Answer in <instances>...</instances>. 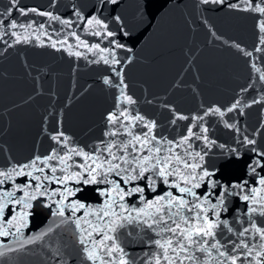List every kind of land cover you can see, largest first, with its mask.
Masks as SVG:
<instances>
[{"label":"water","instance_id":"95a60500","mask_svg":"<svg viewBox=\"0 0 264 264\" xmlns=\"http://www.w3.org/2000/svg\"><path fill=\"white\" fill-rule=\"evenodd\" d=\"M227 2L239 3V0ZM15 4L13 8V0H0V170L27 163L37 155L43 158L55 148L60 156L72 155L66 172L58 160L49 162L57 168V178L81 171L78 166L85 163L84 157L70 153V149L108 157L109 154L99 148L102 141L123 143L131 139L119 123L110 125L107 120L109 113L118 115L126 109L130 116L139 114L146 121H155L156 127L149 135L155 136L156 141H164L159 145L153 142V146L163 149L160 155H169L170 145L166 141L178 143L187 135L189 127L198 136L203 135L200 130L206 127L208 139L215 144L208 146L202 139L192 137L190 148L184 144L173 148L172 154L192 162L187 153L207 152L204 167L216 173L213 179L221 186L245 181L247 184L244 189H229L225 210L219 212L218 220L211 208L207 213L200 208L191 211L185 208L179 210V215H172L178 211L172 207L151 218L141 216L129 224L124 217L129 212L135 217L136 212L131 210L144 208L145 204L139 194L120 201L112 182H119L126 191L146 182L138 180L125 186L115 173L108 174L106 179L98 177L105 182L97 184L69 180L67 187L75 194L63 201L64 214L59 216L53 212L61 197L58 192L51 193L63 191L64 186L55 180L44 181L48 194L21 205L13 203L0 216V231L9 233L0 236V264H100L99 259L89 260L84 251L85 247L91 250L93 242L104 264H119L122 255L129 264H156L157 255L163 256L164 252L155 242L159 240L163 244L170 239L179 252L177 264L180 260L183 264H232L231 257H237L236 264H264V236L256 230L264 229V199H261L264 191L251 193V189L262 187L258 181L264 176V170L257 167L252 173L248 168L256 158L250 149L264 151V80L260 79L264 73V44L261 43L264 32L260 31L264 14L243 10L244 4L233 9L227 7V3L204 5L200 0H118L115 5L103 0H15ZM32 8L37 12L21 15L22 9ZM77 11L80 16L76 15ZM40 12H50L59 19L39 15ZM94 15L108 25L106 30L87 24ZM117 15L120 22L114 19ZM13 20L17 22L15 29L9 27ZM65 20L71 23H63ZM107 31L115 35L108 37ZM13 32L16 35H12ZM97 32L100 35H96ZM113 41L125 47L115 48ZM96 44L99 48L88 50ZM258 48L261 50L257 51ZM104 58L117 59L120 63H105ZM121 77L126 88L120 84ZM105 78L111 83L105 84ZM122 91L135 103L123 102ZM118 98L122 101L119 107ZM254 100L257 103H252ZM236 101L240 102L237 109L227 112ZM214 107L225 115H204ZM177 113L188 119H178ZM194 117H203V120H194ZM121 120L124 125L131 123ZM173 120L176 122L172 123ZM226 124L235 127L229 128ZM129 130L140 136L148 132L141 121L135 122ZM61 131L69 137L66 145L51 139ZM111 131H118L119 135L105 136ZM245 137L255 139L256 144H246ZM135 147L139 149L140 145L135 144ZM147 154L146 150L131 152L132 156ZM34 174L53 175L51 167H45L43 174ZM29 179L15 177L0 187L14 192V199H20L24 192L16 191V185H23ZM169 179L177 181L179 177ZM98 190L107 191L108 195H100ZM27 191L35 194L32 189ZM167 191L181 195L158 177L155 191L146 187L144 196L154 201ZM195 191L203 198L208 189L202 185ZM246 194L254 197L255 203L252 199L242 200L241 196ZM113 199L116 203H112ZM185 199L194 200L190 195ZM73 202L90 207L74 210ZM209 202L216 203V200L209 197ZM27 203L32 207L28 208ZM253 207L256 212L249 211ZM21 211L27 213L24 227H20ZM105 211L114 215L106 216ZM198 212L201 217L207 215L217 223L214 236L196 237L197 243L188 245L181 236L164 230L177 223L181 228L187 227L185 218L192 225L199 223L206 227L197 220ZM160 215L163 221L154 223ZM14 216L17 219L9 226L6 222ZM78 218H82L80 228L76 224ZM80 229L87 230L83 233L87 237L85 244L80 243ZM89 232L91 236H87ZM105 233L113 237L107 245H119L122 254L117 251L108 256L99 250L98 242ZM176 241H182L187 252H180ZM212 244L218 247L212 248ZM258 252L262 255L257 256ZM167 255L176 259L171 249ZM187 256L193 259H186ZM160 264L167 262L161 259Z\"/></svg>","mask_w":264,"mask_h":264},{"label":"snow or ice","instance_id":"6c2138e0","mask_svg":"<svg viewBox=\"0 0 264 264\" xmlns=\"http://www.w3.org/2000/svg\"><path fill=\"white\" fill-rule=\"evenodd\" d=\"M103 2L110 3L112 5H115L118 3V0H103ZM201 4L208 5V4H214V5H220L224 6L227 3V7L229 8H238L241 4H244L245 7L243 10H252L259 12L261 14H264V0H258V2L254 3V0H239V3H229L227 0H200ZM254 5V6H253ZM16 6L15 0H13V8ZM9 13L12 11V8H10ZM28 12H37V9L32 8L28 9L27 11L21 10V15H27ZM39 15H46L51 17L53 20L59 19V17L52 15L50 12H40ZM77 16H80V13L77 11ZM83 19V17H81ZM114 19L117 22L121 21L120 16L114 17ZM65 24H70V20L62 21ZM87 24L89 26L97 25L105 30L107 29L108 25L104 24L103 21H101L97 16H93L92 18L87 20ZM12 29H15L17 27V22L13 20L12 24L9 26ZM20 27H24V25H20ZM30 27V25H29ZM260 31L264 32V22H261L260 24ZM12 35H16V33H12ZM96 35H100L99 32L96 33ZM106 35L108 37H113L115 33L111 31H107ZM124 35H128L127 32H124ZM26 39V38H25ZM79 39V37H77ZM16 42H19V39H17ZM115 44V48H124L125 45L113 41ZM261 43L264 44V39L261 40ZM53 47L56 45L53 44ZM87 47V45H85ZM236 47L239 48V45H236ZM93 48H99V45H92L89 47V51H92ZM261 49H257V51H260ZM101 51H104L101 49ZM79 55V53H76ZM246 55L251 56V53H245ZM114 55V50H113ZM105 63H112V64H119L120 61L117 59H112L109 61L107 58H104ZM115 71V69H113ZM257 71H260L257 69ZM260 79L264 80V73L261 74ZM105 84H110L111 80L108 78H105L104 80ZM120 84L123 88H126L127 85L124 84L123 78L121 77ZM120 98H122L123 102H127L128 104H134L135 101L131 96H128L125 94V92L120 93ZM118 98V107L120 106V103L122 102L121 99ZM239 101H236L226 109L227 112H232L234 109H237L239 105ZM252 103H257V101H252ZM210 113H217L221 117L225 115L224 111H221L220 108L214 107L209 108L207 112L204 113L205 116H207ZM121 118H123L124 121H131L130 124L124 125ZM178 119H188V117L181 116L177 113ZM194 120H203V117H194ZM107 120L110 125H116L120 124L121 127L124 128V131L127 132L129 136H131V139L127 142L123 143H117V142H109L105 144L103 141L101 142V145L99 148H103L104 152H107L109 155L108 157L102 158V154L98 155H89L88 153L83 152V150L77 151L75 148L70 149V153H75L78 155H82L84 157L85 163L82 165H79L78 167L81 169V171H77L72 173V175H67L63 178H57L55 176V173L57 171L56 167H52L50 165V161L58 160L59 164L64 165V171L66 172L69 165L67 164V161L72 159V155L69 153H66L64 156H60L57 153V150L54 148L52 150V154L40 157L35 156L31 161L24 163V164H18L13 165L9 167L7 170H0V186L5 185L8 181H13L15 177L25 176L29 177L30 179L23 185H16V191H23L24 196L20 199H14L15 193L12 191L4 190L2 187H0V216H3L5 209L9 208V205L15 203L16 205H21L22 203L26 201H34L37 199L38 196H44L48 194L47 189L44 187V181H51L55 180L57 183L64 186L63 191L56 190L51 195H56L57 192L61 197V200L58 202L57 210L53 212V215H59L63 216L64 214V208L61 207L63 205V201L67 199L68 196H72L75 193L68 189L67 184L69 180L75 179L77 183H82L85 185L88 184H97V183H103L105 180H98V177H107L108 174L115 173L117 176L121 177V180L125 186L131 185L135 181H144L146 182L143 186L140 184H136L135 186H132L128 188L126 191L125 188L120 186L119 182H112L114 189L116 190V196L119 198L120 201H123L126 196H133L134 194H139L140 201H143L145 204L144 208H133L131 211L136 212V216L133 217L131 215V212H129L128 216H125L124 219L129 223H133L134 220L139 219L141 216L143 217H153L157 214L165 213L166 208L171 209L172 207L177 208V213H174L172 215H179L180 209L187 208L189 211L192 210V208H200L202 212L207 213L208 209L211 208L216 214H217V220L219 216V212L225 210V198L230 195V188H237V189H244L246 188L247 181L243 183H233L232 185H224L221 186L220 182L213 179V177L216 175L215 172L209 171L206 167H204L203 161L205 156H207V152H204L201 154L200 152L193 153H187L186 155L191 158L192 162H189V159H186L184 156L178 155V154H172L173 148H179L180 146L184 144H188L189 148L191 147V144L189 143L190 139L192 137H196L197 139H202L205 143V145L211 146L215 144V141H210L208 139V136L206 133L208 132V129L206 127L201 128V133L203 135H197L192 129V127L188 128V133L186 136H184L178 143L173 141H166L170 147L167 149L169 155H160L163 151V149L159 146H153V142H156V145H159L163 143L164 141H156L155 136H150L149 134L152 132V130L156 127L155 121H146L145 117L142 115H135L130 116L127 114V110L121 111L118 115L116 112L109 113ZM141 121L144 122V126L148 128V132L144 133L142 136L140 135H133L132 132L129 130L132 126L135 125V122ZM176 121L173 120L172 123H175ZM227 127L233 128L235 125L233 124H226ZM119 135L118 131H111L106 132L105 136H111L115 137ZM53 141H56L60 144H67L69 142V137H67L62 131L58 132L56 135H53L51 137ZM244 142L248 145H255L256 140L255 139H249L248 137L244 138ZM135 144H139L140 148L137 149L135 147ZM219 147L223 148L224 145H220ZM113 149H116L117 151L114 152ZM131 149V152H144L147 151V155L143 156H132L131 152L129 151ZM253 153L256 154V158L252 160L251 163L248 164V168L251 170L252 173L256 172V168L259 167L262 170H264V151H257L255 147L250 149ZM233 152H237L236 149L232 150ZM239 153L237 152V156ZM99 161V162H97ZM117 161H120L119 163ZM90 162V163H89ZM43 165V166H41ZM182 166V167H181ZM45 167H51V172L53 173L52 176L49 175H35L34 173H44ZM151 173V175H145L146 173ZM123 174V175H122ZM178 176L179 180L177 181H171L169 177ZM162 178L165 184H169L170 187L177 189V191L181 194L179 196L173 195L171 191L165 192L163 195H159L156 197L154 201L152 200H146L144 196L145 188H151L153 191H155V185L157 183V178ZM33 181H36V183H33ZM259 185L262 187L257 189L253 188L251 189V193H258L261 191H264V176L260 177L258 181ZM183 184V186H181ZM202 185H206L208 191L204 193L203 198L198 197L197 192L195 189L201 188ZM27 189H32V191L35 194H30ZM79 189H77L78 191ZM100 192V195L107 196L108 192L104 190H98ZM186 195H190L194 198L193 201H189L185 199ZM209 197H213L216 200V203H210ZM241 199L244 201H249L250 199L253 200L255 203V198L246 194L241 196ZM261 199H264V197H261ZM112 203H116V200L113 199ZM207 204L208 207H204V205ZM26 206L28 208H31V203H27ZM47 207V205H46ZM71 207L74 210L84 209L86 206L83 203L79 202H73L71 204ZM107 207L110 208L111 204H107ZM151 209H155V211H150ZM11 210V209H9ZM250 212H256L257 209L255 207L249 209ZM27 215V213L21 211L19 219L21 221L20 227H24V217ZM87 215V213H86ZM104 215H114V213H110L108 211L104 212ZM197 220H199L201 223L205 224L206 227H201L200 224L192 225L188 222V218H185V224L187 227L181 228L180 224H176L175 227L172 228H165V231H170L173 236L179 235L183 238V240H186L188 242V245H193L197 243L196 237H203V236H214L213 229L216 228L217 223L214 221H211L208 219L207 215L201 217L200 212L197 213L196 216ZM17 217H13L11 220H8L6 223L11 226L13 223V220H16ZM82 218H78L76 220L77 228H80V221ZM164 219L163 215H160L157 220H154V223H160ZM147 223V220L144 221ZM87 223V221H85ZM221 223L227 224V221H222ZM115 231V228L112 229ZM257 232H260L262 236H264V229L257 228ZM19 231V228L17 229ZM51 231V229H49ZM81 231V238L80 243L85 244L87 237L83 235L87 230L86 229H80ZM231 231V229H229ZM248 229H245V232H247ZM9 233L7 231H0V236H6ZM92 233H87V236H91ZM240 235H244V233H240ZM113 240L112 236L104 234L103 240L99 241V250L106 252L108 256H111L114 252H121L123 253V249L119 247V245H113L109 247L107 245V241ZM31 242V241H29ZM158 247L163 249L164 255H157L156 257V264H160L161 259L165 260L167 264H177V260L179 259V252H177V249L173 247V241L170 239L166 241L165 243H161L159 240L155 242ZM180 252H187L188 248L185 246V244L182 241H176ZM212 248H217V244H212ZM237 247H240V245H237ZM244 247H247V245H244ZM169 249L172 250V252L176 253V259L169 258L167 255V252ZM85 253H87V258L92 261L100 260V264H104L103 258L99 257L98 251L96 248V242H93V248L90 250L89 248H84ZM251 252V250H249ZM221 255H224V253H221ZM262 255L261 253H257V256ZM186 259L192 260V256L185 257ZM232 264H236L237 257H231ZM119 264H129L127 260L123 258V255L121 256V259L119 261ZM179 264H183V261L180 260ZM259 264V262H257Z\"/></svg>","mask_w":264,"mask_h":264}]
</instances>
